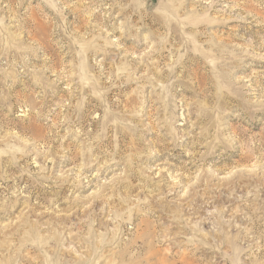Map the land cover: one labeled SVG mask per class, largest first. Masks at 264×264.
Listing matches in <instances>:
<instances>
[{
    "label": "rangeland",
    "instance_id": "1",
    "mask_svg": "<svg viewBox=\"0 0 264 264\" xmlns=\"http://www.w3.org/2000/svg\"><path fill=\"white\" fill-rule=\"evenodd\" d=\"M0 264H264V0H0Z\"/></svg>",
    "mask_w": 264,
    "mask_h": 264
}]
</instances>
